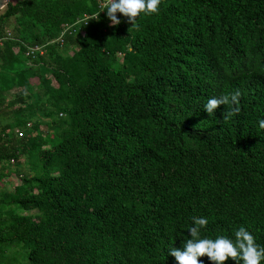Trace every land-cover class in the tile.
Returning a JSON list of instances; mask_svg holds the SVG:
<instances>
[{"label": "trees", "instance_id": "1", "mask_svg": "<svg viewBox=\"0 0 264 264\" xmlns=\"http://www.w3.org/2000/svg\"><path fill=\"white\" fill-rule=\"evenodd\" d=\"M99 6L0 14V264H177L201 216L202 238L244 226L264 246V0H161L135 26ZM235 92L230 119L203 110Z\"/></svg>", "mask_w": 264, "mask_h": 264}, {"label": "clouds", "instance_id": "2", "mask_svg": "<svg viewBox=\"0 0 264 264\" xmlns=\"http://www.w3.org/2000/svg\"><path fill=\"white\" fill-rule=\"evenodd\" d=\"M161 0H106L103 10L113 26L121 23L117 13L126 17L135 26L137 17L158 14ZM101 12V11H100ZM239 92L229 95L212 97L203 105V110L209 117L214 116L220 105L231 106L227 112L223 111L224 120L230 119L237 113ZM264 128V119L259 121ZM193 224L188 229L191 238L185 237L182 248L168 249L167 255L174 257L177 264H202L200 257L206 256L212 264H225L231 259L235 264H262L264 262V246L256 243L254 235L244 226L237 228L232 238L217 236L215 238L201 237V230L208 224L206 217H193ZM180 235V234H179Z\"/></svg>", "mask_w": 264, "mask_h": 264}, {"label": "built area", "instance_id": "3", "mask_svg": "<svg viewBox=\"0 0 264 264\" xmlns=\"http://www.w3.org/2000/svg\"><path fill=\"white\" fill-rule=\"evenodd\" d=\"M99 2V7H100V11L103 12V5L104 3H106V0H98ZM98 14H85L83 17L79 18L76 20V22L74 24H69L66 26V28L63 30L61 36L59 37V42L61 44H64L65 40H64V34L67 32V31H75V29L81 25V24H84V25H87L90 23V21L96 17ZM12 30H8L6 29L4 31V34L0 37V46L3 45L4 41L7 40L8 38H10L12 36ZM45 52V45L44 44H39V43H36V44H32V45H28L26 47V50H25V54L27 57H31L32 59L33 58H37L39 55H43ZM21 134V133H20Z\"/></svg>", "mask_w": 264, "mask_h": 264}, {"label": "rangeland", "instance_id": "4", "mask_svg": "<svg viewBox=\"0 0 264 264\" xmlns=\"http://www.w3.org/2000/svg\"><path fill=\"white\" fill-rule=\"evenodd\" d=\"M18 1H20V0H11L10 2L15 3V2H18ZM5 7H6V6H5ZM5 7L0 11V14L4 11ZM14 22H15V21H14V18H12V19L10 20V22H9V24H8V26H7L6 28H7L8 30H12V27H13V25H14ZM32 81H33V82H37V78H36V77H33V78H32ZM13 92H14V91L9 92V93H6V95H7L6 97H7L8 100L10 99L9 97H10V95H11ZM8 100H7V101H8ZM7 101H6V102H7ZM34 120H35V119H33L32 121L29 120L28 122H34ZM42 128L45 129V126L43 125ZM13 166L16 167V166H17V163L14 162V163H13ZM9 176H10V177H9V180L13 182L12 184L16 185L17 183H19V178H18L16 175H12V176L9 175Z\"/></svg>", "mask_w": 264, "mask_h": 264}, {"label": "water", "instance_id": "5", "mask_svg": "<svg viewBox=\"0 0 264 264\" xmlns=\"http://www.w3.org/2000/svg\"><path fill=\"white\" fill-rule=\"evenodd\" d=\"M11 0H0V11L8 5Z\"/></svg>", "mask_w": 264, "mask_h": 264}]
</instances>
